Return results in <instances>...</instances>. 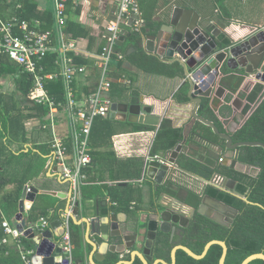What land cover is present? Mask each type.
<instances>
[{
	"label": "trees",
	"instance_id": "16d2710c",
	"mask_svg": "<svg viewBox=\"0 0 264 264\" xmlns=\"http://www.w3.org/2000/svg\"><path fill=\"white\" fill-rule=\"evenodd\" d=\"M37 1L16 0L10 6L15 8V6L20 5L19 10L15 9V15L28 21L41 20L46 23L45 28L43 29L42 27V29H50L53 25V13H40ZM72 8L73 2L68 1L66 4L68 15H70ZM78 12L79 10H76L75 14H78ZM143 19L145 21L144 27L140 33H133L129 26L125 29L127 41L133 44L139 56V58L135 56L136 59H134V56L130 55L128 58L133 59V63L145 73L166 75V69L169 66L162 62L161 59L146 53L142 48V42L145 36H147V30L153 29V23L144 15ZM67 31L76 39L86 37V30L70 21H67ZM219 40L222 41L221 44L223 47L232 44L231 40L225 34H221ZM123 49H125L124 46L117 45L115 51L121 53ZM55 58L56 56H53V59ZM76 62L86 63L85 60L81 59H78ZM9 66L10 62L8 57L0 56V74L2 73L1 68H3L4 74L5 72H13V69L9 68ZM171 71L173 73L179 72L178 65H171ZM123 73L122 62L113 57L110 78L117 81L123 80L125 79ZM231 76L234 79V85L231 86L232 91L243 90L245 86H248L240 97L244 104L241 110L244 119L238 125L237 130L231 133L220 121L216 115L219 112L216 107L215 98L203 99L198 109V115L212 122L220 133L228 134L234 144L240 142H261L264 144V91H262L264 84L250 79L241 70H228L224 67L220 78H228ZM21 78L24 82L27 80L24 86L21 85L20 87L23 95L27 96L29 94L30 82H28L29 80L26 76H21ZM130 89L129 85L125 83L112 82L110 92L112 101L121 102L125 100ZM186 94L187 92L184 89L176 93V102L188 104L189 101ZM225 103H231L230 97L226 98ZM0 105V113H22L13 102H0ZM32 110L41 113L42 116L47 112L43 107H36ZM20 124L22 127L24 126L23 122ZM20 124L17 123V120L15 123V119L12 116L10 118L6 116L3 119L2 115H0V126L3 132H6L10 126H19ZM153 130H155L153 127L112 121L109 118L94 119L89 137L91 164L83 171L86 175V181L81 187V198H91V196L98 198L101 188L89 187L88 185V182L91 183L93 181L91 178L95 174H100V177L101 175H108V179L114 184V189H108L106 188L107 186H104L102 189L107 190L109 194L114 190L122 188L134 191L131 183L142 177L147 168L145 162L144 160L136 158L117 159L114 152L110 149L112 138L117 134ZM191 136L193 137L192 139L194 137H198L199 139L197 142L192 140V144L198 151L194 152L192 156L181 155L176 161V166L184 174H188L204 182L206 184L204 189L202 192L196 193L193 190H188L184 185L176 184L171 180H167L164 185L158 188V193L175 198L180 197L183 203L194 209L188 225L182 229V233L179 236L174 238L173 242L177 241L193 253L200 255L206 244L210 241H222L227 247L224 264H241L247 257L253 254H264V150L259 147H240L238 149V162L250 166L254 172L248 174L240 173L220 163L222 155L212 150L211 146L220 147L224 151L225 141L214 134L211 128L200 122H196ZM183 140V128H176L170 120L163 119L161 120L159 128L156 130V137L150 147L149 156L169 154ZM42 154H50V148L46 147V150ZM10 163H12L11 168L19 166L18 164H13L12 159L7 162L9 166ZM22 168L23 170L21 171L23 173L30 167L28 165H22ZM18 170L19 167L16 168L14 176L7 183L2 181L3 176L0 175V205L4 206L5 211H8L12 205H17L27 183L26 177H20V170ZM215 175L222 177L226 181V187L221 188L211 184V180ZM100 179L102 180L103 178L101 177ZM108 179L106 178V180ZM229 183L232 184V187H230ZM9 186H12V189L6 191ZM205 196H209L237 211V215L229 227L222 226L198 214L197 210ZM131 198L132 196L128 195L121 198H112V200H115L118 205L123 204L126 208H129ZM47 200L56 201L51 196L38 195L26 218L25 222L27 226L34 225L41 218H45L50 224L56 217L62 221L61 215L64 210L57 208L55 205L50 206L51 204L48 207L46 205L43 206V203ZM1 223L2 219L0 216V264H23L14 241L2 244L5 235ZM70 236L74 246L73 261L79 264H86V256L83 249V233L80 227L74 225L72 222ZM59 240V237H54L55 242H59ZM21 242L25 249L32 250L35 248L34 242L28 237L22 238ZM173 242L169 234L159 232L154 244L153 257L150 264L157 259L171 264L170 254L174 248ZM221 254L222 249L218 245L211 246L202 260H194L183 251L178 250L176 252L175 264H219ZM120 255H115V262L121 260ZM123 259L129 260L130 253L124 255ZM132 264L142 263L140 260L135 259ZM249 264H264V262L255 260Z\"/></svg>",
	"mask_w": 264,
	"mask_h": 264
},
{
	"label": "crops",
	"instance_id": "0c3cea01",
	"mask_svg": "<svg viewBox=\"0 0 264 264\" xmlns=\"http://www.w3.org/2000/svg\"><path fill=\"white\" fill-rule=\"evenodd\" d=\"M68 1L73 2V8L70 15H68L66 11V32L68 38L75 42L77 46L78 52L75 53L79 54L76 55L70 52L68 53V56H77L74 57L75 61L78 59L85 60L86 63L79 62V64H85L89 67V75L87 78L79 79L76 84L77 97L82 100L95 88L97 71L96 68L93 67L95 63L91 58L98 56L102 52L105 28L107 23L114 16L117 8V0H67V2ZM12 2L15 3L16 0H0V16L2 18L9 19L12 16H15V9H20V5L15 6V8L10 6ZM37 3L40 13H52V0H38ZM138 4L142 17L143 15L146 16L151 23H153V29H148V32L146 33L150 36L157 34L159 28L164 24V20L174 8L196 12L200 17L203 26L209 27L210 31H218L215 40L219 44L222 43V41L219 40L221 34H225L234 44L239 42L249 33L257 29H264V0H138ZM76 10H79L78 14H75ZM67 21L85 29L86 37L82 39L72 37V34L67 31ZM45 26L46 23L42 22L43 29ZM126 35L127 33L124 32L126 40L124 39L119 46H124L125 48L121 52L124 56L121 62L124 69L123 75L128 83H126L125 79L120 81L111 79L112 82L129 85L131 89L125 99L128 102H135L141 98L143 99V104L152 107L153 114L159 115L161 120L168 119L172 122L174 127L183 128L184 140L181 143L183 145L181 152L178 154V158L181 155L192 156L194 152L198 151L192 144V140L197 142L199 139L198 137L192 139L193 137L191 136L193 128L198 121H194L191 118L192 105L189 103L180 104L175 100L176 93L183 89L186 92L188 90V84L186 82L183 68L178 63H168L161 59L162 62L169 66V68L166 69V75L143 72L133 63V59L128 58L130 55H133L134 59H136V57L139 58V56L137 55V50L134 48L133 44L127 41ZM144 47L145 41L142 42V48L144 49ZM9 62V68L13 69V72H5L4 74L3 68H1L0 102L15 103L17 109L19 111L21 110L22 113H0V115H2L3 119L6 116H9V118L12 116L15 119V123L16 120L18 124L23 122L24 126L22 127L21 124L19 126H10L7 128L6 132H3L2 127L0 126V175L3 176L2 181L7 183L11 180L12 176H14L16 168L19 167V176L26 177L25 179H27L25 186L38 191V194L36 195H31V192H27L30 195L24 200L23 214V219L26 221L28 213L38 195H47L46 192L68 194L70 186L68 182L58 174L57 168L51 162L52 151L49 145L50 135L49 132L42 129L46 114L42 116L41 113L32 110L36 108V106L31 102L29 94L27 96L23 95L20 88L21 85L24 86L27 81L24 82L21 76L26 75L20 74L18 68L10 60ZM173 64L178 65L179 72L173 73V71H171V65ZM233 81V76L228 78L219 77L215 87L217 89H223V92L219 97H214L219 112L216 113V115L230 132L234 126H238L244 119V116L241 114L244 104L240 97L242 96L243 91L248 87L245 86L243 90L239 89L232 91L231 86L234 85ZM52 90L55 94L58 93V87H54ZM262 91H264V88H262ZM227 97H230V104L225 103ZM235 101L239 108L234 107L233 104ZM121 102L114 101L113 104ZM57 128L59 134L64 133L65 124H61ZM158 128H154L155 130L153 131L117 134L112 138L110 149L114 152L117 159L136 158L144 160L145 162L146 157L149 155L150 147L156 137V130ZM46 147L50 148V154L43 155L42 152L46 150ZM218 148L220 147L211 146V149L216 153ZM225 154H228L226 150L221 154L222 159L220 163L227 167L229 162L225 159ZM170 155L171 153L160 156L169 157L170 159ZM10 159L13 160V164L15 163L19 166L11 168L12 163H10V166L7 164ZM22 165H28L30 168L22 173ZM101 177L103 178L102 180L100 179ZM101 177L100 174H95L91 178L93 181L91 183L88 182L89 187L101 188V192L98 198L96 196H91V198L85 199L80 198L79 203H81V208L83 209L81 213L83 214L85 212V206H90L94 211L96 210L97 204L99 205V210L103 209V207L100 206L106 205L105 208L107 209L109 216L117 217V223L119 228L124 232L123 235L137 236V239L134 242V247L138 248H142L145 243L149 216L154 215L164 208H170L183 214H187L189 209H191V207L182 202L180 197L175 198L163 193H158L159 187L164 185L167 180H171L176 184L184 185L188 190L200 193L206 185L201 180L188 174H184L178 169H172L171 173L166 175L162 183H158L147 177L146 169L141 178L131 183L134 191L122 188L114 190L109 194L107 190L102 188L107 186L106 188L108 189H114V184L110 182L108 175H101ZM106 178L108 180H106ZM10 189H12V186H9L6 191H9ZM128 195L132 196L129 208H126L123 204L118 205L115 200H112V198H121ZM53 198H55L56 201L47 200L43 203V206L46 205L48 207V205L51 204L50 206L55 205L57 208L65 211L67 201L57 197ZM19 201L16 206L12 205L8 211H5L4 206L0 205V216L2 221L7 220L11 224L15 221V216L19 213ZM51 211L54 212L53 210ZM58 220L59 218L56 217L51 223ZM58 229L59 227L56 229L51 228L53 234L57 233ZM158 233L159 232H157V236ZM83 241V249L86 256L85 263L89 264L87 262L89 249H87L84 236ZM129 242L131 243V241ZM122 243L125 245L123 241ZM127 252L130 253L131 248L125 249V252L123 253Z\"/></svg>",
	"mask_w": 264,
	"mask_h": 264
},
{
	"label": "water",
	"instance_id": "95a60500",
	"mask_svg": "<svg viewBox=\"0 0 264 264\" xmlns=\"http://www.w3.org/2000/svg\"><path fill=\"white\" fill-rule=\"evenodd\" d=\"M217 33L218 31H210L209 27L203 26L196 12L174 8L164 20V24L159 28L157 34L145 36L144 50L146 53L163 59L165 62L180 64L188 84L186 95L189 104L192 105L191 118L211 128L214 134L225 141V150L228 154H225L224 157L229 162L228 168L248 174L249 166L238 162V149L246 146L259 147L264 150V144L261 142H240L234 144L228 134L220 133L212 122L199 116L197 112L203 99L219 97L223 92V89H217L215 86L217 79L222 75L224 67L228 70L239 69L250 79L264 84V29H257L246 35L239 42L232 43L227 47H223L216 42ZM124 39L125 36H122L118 45H121ZM233 105L239 108L236 105V101ZM109 119L154 128H158L161 120L159 115L153 114L152 107L143 104V99L141 98L135 102L124 100L121 103L113 104ZM237 128V125L234 126L231 133L235 132ZM182 145H178L170 155L169 162L176 169L175 162L182 150ZM222 152V148L217 149L218 154H222ZM146 169L147 177L158 183H162L166 175H169L172 171L168 166L160 165L157 162H150ZM60 171L61 169L57 168L58 174H60ZM222 185V187H226V181ZM229 185L232 187V184L229 183ZM29 191L32 193L31 195L38 194V191L33 188H29ZM27 192L28 187L25 186L18 204L19 213L15 216V220L21 221L20 230L26 226L23 214L24 200L30 195V192ZM46 194L66 200L67 207L70 204L71 190L68 194L58 192H46ZM105 206H100L103 209L99 210V205L97 204L94 211L90 206H85V212L82 214L83 209L81 208V203L78 202L73 212L72 223L80 227L87 249H89V257L87 259L89 264H132L135 259L140 260L142 264H150L157 232L169 234L173 242L174 237L179 236L182 233V229L188 225L194 213L192 208L189 209L187 215L170 208H164L149 216L145 243L142 248H138L134 247L137 236H124V232L117 223V217L109 216ZM197 212L225 227H229L237 215L236 210L209 196L203 197ZM60 224L61 221L59 220L51 223L52 229L59 227L58 232L53 235L50 232H46L41 236L35 235L31 230L26 231V237L34 242L36 248V254L32 257L33 264H60L61 257L59 255L58 257L47 256L50 255V251L53 249V243H50L48 239H51L52 236L53 238L60 236L62 233ZM122 241L125 245H123ZM173 244L174 248L170 254L171 264H175L178 250L183 251L194 260H202L213 245H218L222 249L219 264L225 263L227 247L222 241H210L200 255L193 253L178 242H173ZM130 248L129 260L115 262V255H120L125 252V249ZM55 253L59 254V249H56ZM42 256L45 257L42 258ZM255 260L264 262V254H253L241 264H249ZM152 264L167 263L157 259Z\"/></svg>",
	"mask_w": 264,
	"mask_h": 264
},
{
	"label": "built area",
	"instance_id": "2783aa9c",
	"mask_svg": "<svg viewBox=\"0 0 264 264\" xmlns=\"http://www.w3.org/2000/svg\"><path fill=\"white\" fill-rule=\"evenodd\" d=\"M66 3L67 0H52L53 25L48 30H42L40 20L28 21L18 15L9 19L0 16V56L8 57L19 73L28 77L31 82V102L34 106L47 110L42 129L50 135L51 162L61 169L60 176L68 182L71 190L70 204L61 215L60 240L55 242L53 236L48 239L53 243V249L50 255H45H59L60 264H79L73 261L74 246L71 242L70 227L74 209L80 202L81 187L86 181L83 171L91 164L89 137L92 124L94 119H106L111 113L112 60L113 57L118 61L124 58L121 53L115 51L117 43L124 36L128 26L133 33H140L144 27V19L138 0H117L114 16L105 28L102 52L91 58L97 71L95 88L80 100L77 97L76 84L79 79L87 78L89 67L77 63L74 58L77 56H68L70 52L76 54L78 49L66 32ZM53 56L56 58L53 59ZM54 87H58L57 94L52 90ZM61 124H65V130L59 134L57 127ZM150 162L168 166L171 170L176 169L169 162V157L148 155L146 167ZM223 183L225 180L216 175L211 180V184L217 187L224 188ZM20 224L21 221L17 220L12 224L7 220L2 221L5 235L2 244L14 241L22 263L33 264L32 257L36 254V248L25 249L21 239L26 237L28 230L41 236L46 232L53 235V232L45 218L21 230ZM56 249H59V254L55 253ZM128 253H122L120 259Z\"/></svg>",
	"mask_w": 264,
	"mask_h": 264
},
{
	"label": "flooded vegetation",
	"instance_id": "af4514ba",
	"mask_svg": "<svg viewBox=\"0 0 264 264\" xmlns=\"http://www.w3.org/2000/svg\"><path fill=\"white\" fill-rule=\"evenodd\" d=\"M249 168H250V169H249V173H254V172H253V169H252L250 166H249ZM184 215H187V214H184ZM173 240H174V239H173ZM175 242H177V241H175ZM122 260H124V259H122Z\"/></svg>",
	"mask_w": 264,
	"mask_h": 264
}]
</instances>
